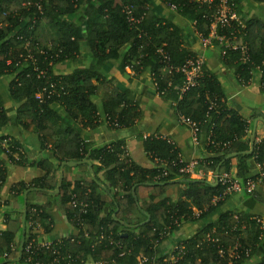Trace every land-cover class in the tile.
<instances>
[{
    "label": "trees",
    "instance_id": "trees-1",
    "mask_svg": "<svg viewBox=\"0 0 264 264\" xmlns=\"http://www.w3.org/2000/svg\"><path fill=\"white\" fill-rule=\"evenodd\" d=\"M230 3L237 21L216 27L215 37L224 40L211 41L218 48L221 67L233 69L240 85L257 83L264 94V0ZM157 5H173V11L190 23L179 26L160 17ZM214 11L215 6L192 0H0V82L15 108L16 125L35 135L40 150H48L57 161L53 164L48 156L27 160L21 144L9 134L0 96V191L12 166H36L44 172L41 178L11 185L18 201L13 216H5V230H0V264H83L89 257L137 264L139 255L161 262L157 256L161 243L178 224L189 222L195 225L194 232L172 253L175 260L164 264H264L252 261L262 226L229 208L231 195H223L215 178L235 165L234 175L245 183L257 176V171L248 172L251 161L264 168V138L257 140L253 125L256 119L264 120V113L255 111L249 121L227 103L229 89L220 68L203 62L195 83L184 92L185 75L176 70L199 56L189 34L207 38ZM44 28L53 32L46 44L40 39ZM25 41L34 63L26 58ZM201 46L205 51L207 46L202 42ZM111 61L119 62V77L127 75L128 67V81L146 74L153 90L139 91L134 85L122 90L119 80L104 70ZM71 63L76 64L73 70L60 68ZM151 99L169 103L175 123L184 116L195 124L197 143L213 154L199 162L198 176L179 171L184 163L178 147L158 133L138 131L136 136L154 162L152 168L134 163L122 139L97 146L85 134L99 127L136 129L142 105ZM69 161L77 163L64 165L55 193L61 164ZM81 164L88 166L89 178L75 173ZM178 185L184 187L180 199L164 196ZM79 201L87 203L81 212ZM52 205L65 214L77 238L52 242L50 250H27L34 240L27 233L28 224L31 229L48 219ZM235 244L238 258L228 253Z\"/></svg>",
    "mask_w": 264,
    "mask_h": 264
},
{
    "label": "crops",
    "instance_id": "crops-1",
    "mask_svg": "<svg viewBox=\"0 0 264 264\" xmlns=\"http://www.w3.org/2000/svg\"><path fill=\"white\" fill-rule=\"evenodd\" d=\"M261 5L264 6V3ZM155 12L160 17L172 20L179 26H184L190 23L188 19L176 14L171 7L157 5L155 7ZM189 37L193 47L199 54H203L205 65L214 70H218V68H220L223 81L229 89V93L227 94V103L231 105L243 118L249 121L255 111L264 113V94L260 91L259 85L257 83L240 85L235 80L233 69L223 66L221 67L218 48L215 46L213 41H211L214 36H210L211 40L206 43L208 45H206L207 48L205 51L201 46L200 38L196 34L192 32L189 34ZM118 66V61H111L109 65L104 66V70L110 76H115L117 80H119V87L122 90H127L133 85L134 88L139 91L144 88H146L147 91L153 90L150 80L146 74L138 75L128 81V76H131L130 71L127 70V75L119 77L117 76ZM66 67L73 70L76 67V64L71 63L60 65V68ZM0 96L3 99L8 118L9 134L21 144L22 151L24 152L27 160L33 162L43 156H48L49 160L53 164H56L57 161L51 157V153L48 150H40L39 142L35 135L20 129L16 125L15 108L1 82ZM253 123L257 140L263 139L264 120L256 119ZM138 131L140 133H158L171 139L178 147L181 158L186 162L195 160L199 165V162L203 159H208L213 155L201 144L192 142L190 129L186 125L175 123L173 121L169 110V103L160 102L156 99H151L142 105V120L137 125L136 129L131 128L115 131L99 127L95 130H87L85 131V134L90 136L96 142L97 146L107 145L122 139L125 143L126 155L134 163L143 168H152L154 166V162L149 159L148 155L143 150L142 142L136 138ZM250 134L251 130L248 131V135ZM1 156H3V154L0 153V157ZM92 164L95 168L99 166L97 162H92ZM198 165L197 172L195 171V176L200 174L199 170L201 169ZM11 168L12 172L0 191V230L2 231L6 228L5 216H13L11 211L13 205L18 201V198L10 190L11 185L20 180L27 183L33 179L41 178L44 175V172L36 166H12ZM65 170L66 168H63V171ZM256 170L257 165L251 161L248 170L249 174H254ZM235 171L236 168L234 165L231 168V172L235 173ZM75 173H84L86 177H90L88 174V166L84 164L79 165ZM98 176L102 177V171L98 172ZM183 189V185L175 186L168 189L164 193V196L171 198L172 200H178L181 198ZM139 195L141 198H144L146 197V192L142 191ZM157 200L158 199H155V201ZM230 201L231 207L229 208L236 209L239 212H244L245 214L256 217L261 221L262 235L260 243L255 249L254 256L256 259L254 258L252 261L253 263L264 261V184L256 186L255 195L237 193L231 195ZM47 212L50 216L48 219H42L40 222L32 225L31 229L29 228V224L27 226V233L34 236V241L46 243L59 242L62 239L68 238L69 236H73L77 233L66 218L65 214L59 212L54 205H52ZM104 212H107V208L104 209ZM194 228L195 225L190 222L186 224H178L161 243L157 256L162 257L165 261L175 260L172 253L182 245L184 239L192 235ZM0 257H2L1 254ZM83 264L115 263L112 261H94L91 257H89Z\"/></svg>",
    "mask_w": 264,
    "mask_h": 264
},
{
    "label": "built area",
    "instance_id": "built-area-1",
    "mask_svg": "<svg viewBox=\"0 0 264 264\" xmlns=\"http://www.w3.org/2000/svg\"><path fill=\"white\" fill-rule=\"evenodd\" d=\"M192 1L200 2V3H206L209 5L215 6V11L211 16V20H212L211 26H210L211 33L207 38H204L201 40V42L203 43L204 46L208 45L206 43L210 42V40H211L210 36L211 35L215 37L216 27H218V26H221V27L229 26L231 21H237V18L235 16V14L233 13V9H232L231 3H230L231 0H192ZM27 4H29V3H27ZM34 6L40 10V4L39 3H35ZM169 7L174 8L173 5H171ZM4 14L5 13H2V15H4ZM17 38L20 39L21 37L17 36ZM215 38H217L220 41L224 40V37H221V36L215 37ZM29 45H30L29 41H25L24 48L26 49V58L31 59L32 62L34 63L35 59H34L33 53L31 52V50L29 48ZM228 46H230L232 48H237V45H234V44H232V45L230 44ZM240 49L242 50L241 60L244 62L246 59L244 46H241ZM159 51H161V49ZM203 62H204L203 54H199V56L196 58V60L189 59V60L185 61L180 68L176 69V70L181 71L185 75V78H186V83L182 88V92H184L189 86H192L195 83L196 78H198V76H199L200 66L202 65ZM125 69L129 70L128 67H125ZM172 69L173 68L170 66L168 73H171ZM36 97L40 98L41 95L38 94ZM179 120H180L181 124L186 125L190 129L192 142L197 144V139H196L197 128H196L195 124L193 123V121L190 120L189 118L184 117V116H179ZM154 135L158 136L159 134L158 135L154 134ZM159 137L166 138L165 136H162V135L161 136L159 135ZM180 162L184 163L182 168L179 169L180 172H185V173H190L192 175H195V167L198 165V163L195 160H191V161L186 162L181 158ZM256 171H257L256 178L254 180H251V179L247 180L245 183L240 182V180L232 172L220 173V174L216 175L215 178H216L217 183H219L223 187V195H233V194H237V193H246V194L251 195V194L255 193L256 186L264 183V168L257 165ZM77 206L79 207L78 212H81L87 206V203L79 201L77 203ZM252 218L257 223H259L261 225V221L258 218H256V217H252ZM76 234L73 236H69L67 239H69L71 242H73L77 238ZM118 246L121 247L119 244H118ZM29 249L30 250L31 249H33V250H40V249L50 250V249H52V243H50V242L49 243L36 242V241L32 240L31 242H29V244L27 246V250H29ZM218 253L220 255H222L223 251L220 249L218 251ZM228 253L230 254L231 257L238 258L240 256L239 246L237 244H235L234 247ZM246 254H247V252H246ZM136 260H137V264H164V262H165L164 259L161 262H158L155 259L150 260L148 257H146L144 255L137 256Z\"/></svg>",
    "mask_w": 264,
    "mask_h": 264
},
{
    "label": "water",
    "instance_id": "water-1",
    "mask_svg": "<svg viewBox=\"0 0 264 264\" xmlns=\"http://www.w3.org/2000/svg\"><path fill=\"white\" fill-rule=\"evenodd\" d=\"M76 163H77V162L69 161V162H63V163L61 164V171H60V173H59V179H58L57 187H56V189H55V193H58V191H59V187H60L61 182H62V177H63L62 169H63L64 165H66V166H73V165H75ZM25 193H26V192H25ZM25 193H24L23 213H25V207H26V205H25V202H26V201H25ZM24 236H25V226H24V224H23V225H22V236H21V238H20V252H21L22 247H23Z\"/></svg>",
    "mask_w": 264,
    "mask_h": 264
},
{
    "label": "rangeland",
    "instance_id": "rangeland-1",
    "mask_svg": "<svg viewBox=\"0 0 264 264\" xmlns=\"http://www.w3.org/2000/svg\"><path fill=\"white\" fill-rule=\"evenodd\" d=\"M53 37V32L49 29V28H44L41 31V35H40V39L42 41V43L46 44L47 42H49V40ZM197 166L195 167V171L197 172ZM242 230H244V227L242 228Z\"/></svg>",
    "mask_w": 264,
    "mask_h": 264
}]
</instances>
